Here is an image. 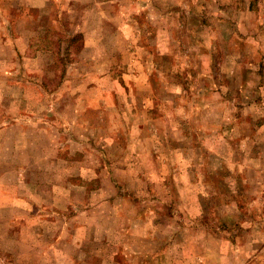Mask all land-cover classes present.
Segmentation results:
<instances>
[{"label": "rangeland", "instance_id": "obj_1", "mask_svg": "<svg viewBox=\"0 0 264 264\" xmlns=\"http://www.w3.org/2000/svg\"><path fill=\"white\" fill-rule=\"evenodd\" d=\"M184 1L0 0V130L11 129L0 135L9 154L0 157V264H247L257 255L264 169L238 165L257 159L210 138L217 102L197 96L208 82H197L196 65H206L197 37L220 43V27L196 19L218 7L194 2L187 14ZM169 51V70L156 74L157 53ZM148 69L153 104L136 90ZM50 143L61 148L53 164ZM69 152L75 165H66ZM18 160L25 183L14 177Z\"/></svg>", "mask_w": 264, "mask_h": 264}, {"label": "crops", "instance_id": "obj_2", "mask_svg": "<svg viewBox=\"0 0 264 264\" xmlns=\"http://www.w3.org/2000/svg\"><path fill=\"white\" fill-rule=\"evenodd\" d=\"M113 1L115 0H108L109 3ZM201 1L205 0H185L183 4L179 3L178 5H183L185 6V8L188 6L187 8L189 9V6L191 4H194L195 2L196 6H199L200 8L203 6ZM209 1H211V3L214 2L212 4V7H218L216 12L210 13L209 15L201 14V18H198L196 20L199 21L201 27L205 26L204 24H206L207 22L211 24L210 28L215 24H218L220 27L217 29L219 32L218 39L220 40V43L218 42L217 38H214L215 41L217 40V43L212 41L213 34L210 37L211 42L209 45L208 43H204V41L201 40V37L198 36L197 38L199 39V42L197 43L196 47H194L196 54L201 53L197 56L206 57L205 66H201L202 64L200 63L196 65L198 69H201V71L203 70L201 74L199 73L196 75L197 82L199 84V80L201 78H206L208 81L205 86H199L200 89H197V96L204 98L202 96L205 95L208 96L207 98H209L210 101L212 100L217 102L215 109H213L209 115V135L211 139L220 138L222 143L227 145L228 148L234 150L239 147V149L247 151V155L251 154L252 158L254 157L257 159L255 160V162H253L251 159H248L247 161L249 165H247L246 163H239L238 165H245L249 169H253L255 167L264 169V0H242V4H240L239 7L236 6L237 1L239 0ZM166 6H169V4H167ZM227 8H229V10L231 11H236L232 12V14H228L227 16L222 15V9L226 10ZM184 12L185 10L181 13ZM190 12V9L188 11L186 10L187 14H189ZM171 14L172 12H169L165 16L171 17ZM195 14H193V17H195ZM238 17H240V19L237 21ZM168 22H170V20H168ZM223 31L225 33L220 34L223 33ZM81 33L85 35L86 40L84 42V49H86L89 40L87 38V35L85 34V30H81L80 33L76 35L84 37V35ZM157 34L158 35L156 36V38L162 36L160 38L164 40V34H159V31ZM214 35L216 37V34ZM69 38H71V36H69ZM220 44H223L224 46ZM166 45V47L168 48L167 50H170V48H172V42L168 41V44L166 43ZM171 54V51L157 53V57L161 58L162 68L154 67L153 69L157 70L156 74L159 73L160 75H162V71L169 70V68L166 67V63L169 61ZM170 70L172 71V76H174L175 78H179L180 76L177 74H181V72L184 71V68L180 65V62L177 61L175 66H173L172 69L170 68ZM150 73V69H148L146 73V82L141 85L142 87L140 86L141 88H137L136 86V90H144L145 98L147 99L145 102L152 103L154 102V98L158 96L156 95L158 83H155V80L152 79ZM174 73H176V75ZM137 76L139 75H135V77ZM165 76L172 77L169 73L165 74L162 76L161 81H163ZM143 79L145 81L144 76ZM86 83L87 84H85V82L82 80L81 86L87 87L89 84L88 82ZM127 86L130 88L133 86L134 88L135 84H127ZM21 96L24 99L23 93H21ZM141 97H143V95H141ZM150 109L151 108L146 106L145 119L147 118V121L151 116ZM131 112L133 111L131 110ZM135 112L136 114L140 113L136 108ZM3 113L5 115V119L9 118L13 121H16V123H12V125H22L21 127L19 126L18 129H25L27 127V124L23 120V124H20L18 115H15L13 116V118H11L5 112ZM137 118L139 119L138 115ZM9 129V126H5V128L0 130V135L8 133ZM37 129L41 131L48 130L46 126L44 128L37 126ZM138 130H140V128H138ZM48 133L49 135H51L49 136V140L51 141L52 139H54L52 137L53 131L50 130V132ZM149 136H153V133H151ZM103 145L104 144H102L101 150H103ZM4 146L5 143H0V147ZM171 147V145L168 147V152H170ZM153 149L154 146H152L151 151H153ZM249 149L252 153L249 151ZM60 150L61 148L58 146V144L57 146H55V144L50 143V155L46 161H48V163L50 164H53L52 161H58V154ZM181 150H183V148ZM7 151L8 150L2 148L0 151V157L2 155H5L7 158H9V154ZM34 151L37 152L39 150L35 149ZM254 152H256L255 156H253ZM79 153H82L78 154L79 158L82 159V156L84 158L85 155H83V153L85 152L79 150ZM143 155L144 154H142V156ZM64 158L63 159L67 163L66 165H69V162H71L70 165H75L73 152L67 153ZM6 161L8 160H5V162ZM86 161L88 162L89 160ZM226 162L233 161L227 159ZM40 164V161L36 162L35 160H33V162L28 166L37 167L40 166ZM15 165L18 170L17 175H15L14 177L16 179H20L21 182L23 181L25 183L26 162L18 160ZM2 166L3 165L0 164L1 168ZM221 170L222 169H220V171ZM4 178L5 174L0 171V191H2L0 192V198L6 196V188L3 185L1 186ZM84 184H86V191L89 192L87 183L85 182ZM182 192L183 191L179 189L177 193L181 194ZM170 194L171 193L167 191L165 196L168 197ZM183 195L184 192L183 194H181V196L184 197ZM24 200L25 198L23 199V201ZM17 201L20 202L21 200L17 199ZM167 210H169V208H167ZM261 229L264 230V226ZM259 247L261 249L258 251L256 256H250V258H247L243 262L252 264L256 261V263L258 262V264H264V240Z\"/></svg>", "mask_w": 264, "mask_h": 264}]
</instances>
